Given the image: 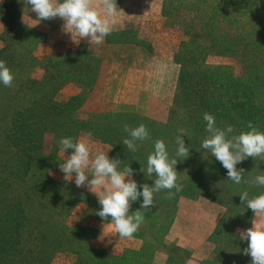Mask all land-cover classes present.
<instances>
[{
	"label": "trees",
	"instance_id": "16d2710c",
	"mask_svg": "<svg viewBox=\"0 0 264 264\" xmlns=\"http://www.w3.org/2000/svg\"><path fill=\"white\" fill-rule=\"evenodd\" d=\"M15 1L4 0L0 5L5 17V28L0 38L5 46L0 49V60H4L15 75L12 87L0 83V264H50L58 252L74 255L76 264H153L158 249L148 241L139 250L113 255L106 250H93L89 246L87 232L68 224V219L76 216L80 203L88 207L86 199L90 198V194L86 192L82 198H78L73 191L74 183H71L72 186L68 181L52 179L50 170L58 160L57 154L61 149L59 140L64 137L78 140L80 137L83 123L76 114L79 108L74 106L71 112L68 110L80 99L73 97L63 107L55 103L58 92L53 85L55 79H60L57 70L54 77L52 75L54 81L50 86L47 81L32 80L30 73L36 65L34 54L42 41L41 22L19 25V19H16L19 9H15ZM170 4L171 0L165 1L166 9ZM174 9L179 14L170 13L172 17L169 19L180 18L182 11L191 14V17L185 16L187 22L184 23L191 38L182 44L184 47L178 53V60L186 57L197 62L199 43L203 39L209 44L203 52L232 54L244 73L241 81L236 77L231 82L233 75L229 70H217L215 75L197 70L194 73L198 75L196 79L201 78V82L196 88L191 86L188 92L186 82L190 70L185 63H180L182 69L177 88L186 115L189 105H195L203 116L205 112L210 113L226 126H233L239 134L250 131L248 123L256 126L259 120L257 114L264 112V96L263 102L256 103V87L247 89L242 84L250 79V82L258 81L257 88L264 87V0H178ZM221 17L235 30L233 36L218 31ZM33 18L38 19L36 15ZM72 56L68 53L65 57L48 60L51 59L50 66H56L63 64L62 59ZM97 67L93 60H87L81 72L74 74L71 64L66 63L64 71L68 73L61 79L84 86L95 84L98 64ZM122 116L120 114L119 124L111 129L96 126V132L91 129L87 133L101 140L111 135L113 139L104 143L111 147V157L121 160V169L127 161L141 162L143 157L145 159L151 154L142 152L145 150L143 142H137L136 152L129 151L122 143L128 137L124 131L125 125L134 128L145 123L139 119L135 123L130 120L126 122ZM48 124L56 127V143L50 154L45 152L44 142ZM89 125L92 127L91 122L86 126ZM257 129L264 132V128ZM107 131L109 133L106 134ZM189 172L192 173V169ZM243 175L244 181H247L246 173ZM209 179L212 187L207 186ZM219 179L217 172L213 177L206 176L205 172H197L185 184L188 188L192 184L199 187L201 194H204L208 187L211 191L217 190ZM227 183L231 184L232 181L228 179Z\"/></svg>",
	"mask_w": 264,
	"mask_h": 264
},
{
	"label": "rangeland",
	"instance_id": "374dc122",
	"mask_svg": "<svg viewBox=\"0 0 264 264\" xmlns=\"http://www.w3.org/2000/svg\"><path fill=\"white\" fill-rule=\"evenodd\" d=\"M166 0H116L120 9L123 12H119L113 18V31L108 35L107 39L110 43H131L138 44L144 47H148L151 52L145 50H136L134 53L127 57L128 52H124L120 55V52L114 49L105 50L104 60L109 61L110 64L115 61H120L123 58V62L126 67L122 70L123 73L126 69L141 80V84L138 86L140 92V102L143 105L150 100V98H157V109H165L167 114L164 119H152L144 115H138L132 113V108L128 105H120V103H114L109 106V112L107 113H95L97 111H90L87 106H90L93 110H97V107L90 98V94L97 92V79L94 83L86 84V86L80 83H74L72 81H66L61 79L65 72L64 69L67 64H71V69L77 74L81 72L82 66L85 65L87 60H93L94 64L99 65L100 72V58L102 53L99 52V45H90L86 38H81L74 33L73 39L79 41L74 42L71 33L63 31L64 21L59 17L52 20H34L33 16L36 15L31 11L30 5L25 3V0H16L17 5L15 9H19L16 19H19L18 24L24 25L32 23H40V31L42 41L37 46L34 54L36 65H34L31 74L32 80L35 81H47V85L50 86L54 81L52 75L59 72L60 79H55L53 88H57L55 103L62 107L66 105L73 97H77L80 100L73 103L68 110L70 112L73 107H77V117L82 121L83 128L78 140H85L91 146L92 158L99 151L107 152L111 151L109 144L104 142H110V134L106 135V138L97 139L94 136H89L87 133L89 130L95 131V127L102 126V129H111L113 126L118 125L120 114H123V120L126 122L130 120L135 123L136 120H141L145 123L150 132V139L143 141L145 150L142 151L145 155L154 152V143L156 140H163L166 144L170 158H177L176 156L178 145L176 143V137L179 134L180 129H185L188 136L182 135V139L185 145H190L191 155L182 161L178 160L176 165L177 174L179 177V183L183 184V190L176 194L173 199H167L168 190H162L154 194V204L151 209L142 210L140 204L142 197L139 201L134 202L130 209V212L137 210L145 211V221L141 225L139 231L133 235L132 238H119L114 232V227L110 223L111 217L108 220H103L96 213L101 209V205L98 202V196L90 191L87 187H76L75 176L70 179H65V174L60 170L59 165L63 163L67 156L71 155V150L66 153L61 150L58 152L57 163L51 168L50 176L56 181H68L70 184L74 183L73 191L82 198L86 192L90 194V198H87V206L85 203H80L76 209V216H71L68 219V224L78 229L79 231H86L88 235L89 246L93 250H106L113 255H121L127 250H139L144 247V242L152 243L158 250L154 254L153 264H184L188 254L167 239L168 231L174 222L178 204L190 203L191 207H205L206 203L214 202L216 205L213 208L221 214L220 223L215 236L218 250L220 251H233L242 252L248 246L246 240L240 238V233L248 226L252 225V221L255 218V214L250 208L241 204L240 195L242 192L247 191L249 193V199L264 194V186L255 185L254 183H245L244 179L240 184H235L233 181L231 184L227 183V170L222 164L211 155L210 151L201 147L203 139L208 136L206 132V122L203 119L201 111H198V107L195 105H189V113L186 115L185 105L181 102V93L178 92V79L181 72L180 63H185L190 70L187 75L188 80L186 82V88H196L201 82L200 79H196L198 75L195 71H204V73L214 74L217 70L224 72L225 70L231 71L233 78L231 82L235 81V78L243 76V72L238 65L237 59L230 53H221L218 51L203 52L204 47L208 48L209 44L201 39L199 43V59L198 61L191 60L189 58H183L178 60V53L183 51L182 47L186 42L190 41V34L188 29L184 27V23L187 22L185 16H190L182 11L177 18L169 19L172 17L170 13L178 15L179 13L174 9V6L178 3V0H171L169 6H165ZM4 3V0H0V5ZM187 14V15H186ZM37 16V15H36ZM194 16V15H193ZM39 24V23H38ZM5 28V17L0 11V38ZM219 32L227 33L230 36L235 34L233 27L231 28L224 18H219V24L217 27ZM183 44V45H182ZM5 44L0 40V49L4 48ZM147 49V48H146ZM73 54L72 57L62 59L63 64L56 66H50V60L55 57H65L67 54ZM126 55L124 58L123 56ZM122 57V58H121ZM48 58H51L48 60ZM154 59V60H153ZM47 61L46 66L45 61ZM125 60H129L126 62ZM49 63V64H48ZM57 63V61H56ZM75 65V66H74ZM49 66V67H48ZM109 74V69H104V72ZM122 71L118 72V78H121ZM98 72V75H99ZM193 72V73H192ZM106 73V75H107ZM113 72L111 71V74ZM120 73V75H119ZM97 75V76H98ZM215 75V74H214ZM78 76V75H77ZM213 76V75H212ZM54 77V75H53ZM200 77V76H199ZM87 81V80H84ZM258 81L250 82V79L242 84L243 88H255L256 103L263 102L264 92L262 88L258 87ZM114 86L106 85L105 93L112 92ZM120 89V87L118 86ZM117 88V89H118ZM116 89V90H117ZM128 87H125L127 92ZM124 91L121 85V92ZM120 92V93H121ZM190 94V93H189ZM162 102V105H160ZM193 101H189L192 103ZM75 107V108H76ZM197 114V115H196ZM106 115V116H105ZM125 115H129L124 117ZM135 115V117H134ZM196 115V116H195ZM195 116V117H194ZM258 128H264V112L257 114ZM120 121V120H119ZM88 122L92 123V127L86 126ZM217 126L223 128L226 125L222 120L216 118ZM101 124V125H99ZM138 124V125H140ZM109 131L106 132V134ZM236 135L239 134L235 130ZM87 137V138H86ZM56 127L52 124H48L45 129V152L50 154L53 151L54 143H56ZM105 140V141H103ZM58 142V141H57ZM139 142V141H138ZM112 159V157H111ZM129 165L135 170L133 178L138 184L147 183L149 186L154 185L155 174L152 177L146 175L147 158L141 162L137 160L127 161L125 166ZM242 166L246 173L247 181L251 182L255 180L257 175H264V160L259 157L253 159L247 158L242 163L237 164V168ZM145 169V172L141 171V168ZM121 168L119 167V170ZM192 169V173L189 172ZM123 170V169H121ZM88 172V170H85ZM189 172V173H188ZM197 172L206 173V176L213 177V174L217 172L219 176L218 189L210 190L201 194V189L195 187L193 184L191 187H187V182L191 177L192 179L197 175ZM187 173V174H186ZM90 174V173H89ZM91 178V177H89ZM127 179V178H126ZM224 180V181H223ZM208 185L211 186L210 179ZM81 194H79V192ZM172 191H175L173 189ZM205 192V191H204ZM188 193V194H187ZM87 208V209H86ZM242 213V214H241ZM259 225V223H258ZM264 227V225H262ZM244 229V230H243ZM225 247V250L224 248ZM97 254V252H96ZM76 257L70 253H56L50 264H76Z\"/></svg>",
	"mask_w": 264,
	"mask_h": 264
},
{
	"label": "clouds",
	"instance_id": "9594fccd",
	"mask_svg": "<svg viewBox=\"0 0 264 264\" xmlns=\"http://www.w3.org/2000/svg\"><path fill=\"white\" fill-rule=\"evenodd\" d=\"M30 5L31 11L36 13L37 20H52L57 17L64 21L63 31L74 33L81 38H86L90 45H100L113 31V18L123 12L116 0H25ZM74 42L78 43L73 39ZM15 79L14 73L6 66L4 60H0V83L5 87H12ZM206 122L208 136L203 139L201 147L210 151L211 155L219 161L227 170V177L235 184L243 180V168H237L249 157H259L264 160V132H261L251 122L247 127L250 131L236 135L231 125L223 128L217 126L214 115L205 112L203 116ZM128 137L122 143L129 151L138 150V141L150 139V132L146 125L138 127L124 126ZM182 135L188 136L185 129H180L176 137L178 145L176 156L170 158L166 144L163 140H156L154 152L147 157L146 175L152 177L155 174L154 185L147 183L138 184L133 178L135 170L129 165L119 170L121 160L110 159L107 152L99 151L92 158L91 146L85 140H74L64 137L59 140L61 151L66 153L71 150L59 168L65 174V179L75 176L76 187H87L98 196L101 209L96 213L103 220L111 217L114 232L119 238H132L145 221V211L151 209L154 204V194L162 190H168L167 199H173L177 193L183 190V184L179 183L176 165L178 160L187 159L190 153V145H185ZM91 136V133H89ZM88 170L86 172L85 170ZM142 172L145 169L141 168ZM90 173V174H89ZM91 177V178H89ZM127 178V179H126ZM264 186V175H257L254 181H244ZM175 189V191H172ZM240 195L241 204L250 208L255 214L253 227L240 233V238L248 242L243 250L245 255L251 257V264H264V194L249 199L247 191ZM142 199L140 209L130 212L132 204ZM242 214V213H241Z\"/></svg>",
	"mask_w": 264,
	"mask_h": 264
},
{
	"label": "crops",
	"instance_id": "0c3cea01",
	"mask_svg": "<svg viewBox=\"0 0 264 264\" xmlns=\"http://www.w3.org/2000/svg\"><path fill=\"white\" fill-rule=\"evenodd\" d=\"M107 37L99 45V52L102 53V56L99 55L100 72L97 79V92L90 94V98L94 100L92 102L99 108L93 110L90 106L86 105L87 109H90L91 112L97 111L95 113H107L110 111L109 106L111 104L120 103V105L126 104L130 106L132 113L144 115L152 119H164L167 112L161 106L157 109V103H159L157 98L151 97L146 105L140 102V97H138L140 88L138 86L141 84V80L139 81V78L133 75L129 69H126L123 73L122 70L126 65L122 57L120 61H115L113 64L104 60L105 50L107 51L108 49L120 52L121 56L124 52H128L127 57L136 50L142 49L149 53L151 52L150 49L138 44L124 42L110 43ZM123 57L125 58L126 55ZM125 61L128 62L129 60ZM104 69H109V74L106 71L104 72ZM111 71L113 72L112 74ZM120 71H122V75L121 78H118L117 74ZM112 84L114 86L112 92L105 93L106 85L111 86ZM121 85L124 90L122 92ZM126 86L128 87L127 92H125ZM160 105H162V102H160ZM108 156L111 159V151H109ZM210 203L212 204L206 203L205 207H191L192 204L190 203L178 204L174 222L168 231V241L188 254L184 264H251V257L242 252L226 251L225 247H223L225 251L218 250L215 236L221 214L215 213L214 211L218 210L210 207L216 204L212 201ZM258 223L259 221H257ZM253 226V224L248 226V229ZM258 226L263 227L262 225Z\"/></svg>",
	"mask_w": 264,
	"mask_h": 264
}]
</instances>
